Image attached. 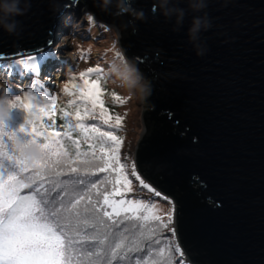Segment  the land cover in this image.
Instances as JSON below:
<instances>
[{
  "label": "water",
  "instance_id": "water-1",
  "mask_svg": "<svg viewBox=\"0 0 264 264\" xmlns=\"http://www.w3.org/2000/svg\"><path fill=\"white\" fill-rule=\"evenodd\" d=\"M76 1L20 0L16 33L0 26V58L45 49ZM88 3L106 23L127 14L121 28L112 24L120 51L153 78L142 77L151 83L136 167L174 198L175 236L186 258L264 264V0H206L202 11L189 0ZM175 9H184L180 22ZM205 13L211 26L193 41V17Z\"/></svg>",
  "mask_w": 264,
  "mask_h": 264
},
{
  "label": "snow or ice",
  "instance_id": "snow-or-ice-1",
  "mask_svg": "<svg viewBox=\"0 0 264 264\" xmlns=\"http://www.w3.org/2000/svg\"><path fill=\"white\" fill-rule=\"evenodd\" d=\"M14 55L20 58L14 59L12 64L18 65L24 73L38 75L36 61L41 55L39 49L27 52L26 55ZM8 67L11 68V65ZM103 77L104 71L101 67H89L79 73L82 83H77V77L73 75L64 84V93L76 97L67 101L71 110L60 107L57 97L50 94L38 79H33L30 86L23 89V95H12L9 92L11 109L19 108L27 113V134L31 137L27 141L37 144L43 155L39 161L33 162L22 158L12 143V137L17 135L4 131L3 121H0V264H84L85 261L88 264H100L105 257L108 264H113L117 260L130 259V253L144 252L141 240L152 241L156 231L161 228L169 229L172 223L171 211L166 214L165 222L162 217L151 215L154 204H145L140 200L110 198L113 195L122 196L124 191L130 192L132 180L126 172L127 166L121 161L123 138L117 134L124 118L112 115L105 106L102 99L104 89L101 86ZM48 79L51 80V77ZM37 87L40 88L39 94L33 91ZM111 95L115 102H127L115 92ZM58 109L59 118L63 121L60 125L56 120ZM104 126L112 130H105ZM20 131L24 132L25 129L21 127ZM76 132L83 135L89 151L81 152L80 140L75 139L72 143L76 148V158L72 159L64 140L71 139ZM97 150L100 155H97ZM81 156L85 158L80 159ZM4 161H14L12 170L5 167ZM29 172L30 175H25ZM100 173L109 175L87 184L83 179L73 181L74 186L85 185L84 192L77 193L79 198L68 203L63 201L59 193L53 196L59 184L41 191L46 175L97 176ZM112 173L116 174L114 179L110 178ZM131 175L139 180L144 188L155 191L140 179L134 165ZM38 181L41 182L40 186L34 187ZM121 184L123 188L116 187ZM108 185L112 186L111 191ZM24 189L32 191L24 193ZM155 195L161 197L159 192H155ZM38 196L40 199H37ZM105 206L110 207L111 212L107 211ZM141 209H147L149 215L138 217L139 219L155 220L159 221V224L155 228H148L147 231L145 225L137 226L139 235L126 251L123 241L116 243L114 247L105 246L107 236L102 239L98 232L101 226L107 227L103 217L112 220V224L119 227L129 217L114 220V215L120 217L121 213L139 212ZM88 229L97 231L88 232ZM169 231L175 235L174 229ZM153 243L159 244L160 240H154ZM164 251V248L159 249L161 254ZM168 251L182 255L180 247L175 244L170 245ZM151 254L152 250L149 248L143 261L139 257L136 258V264H149ZM151 264L158 262L152 260Z\"/></svg>",
  "mask_w": 264,
  "mask_h": 264
},
{
  "label": "rangeland",
  "instance_id": "rangeland-1",
  "mask_svg": "<svg viewBox=\"0 0 264 264\" xmlns=\"http://www.w3.org/2000/svg\"><path fill=\"white\" fill-rule=\"evenodd\" d=\"M90 1L77 0L73 7L67 8L66 13L60 18L61 25L56 26V31L53 33L52 39L47 47L40 50L41 55L36 61L38 75H33V77H36L44 85L46 90L58 92L61 94L59 95L60 98L69 100L76 99V97L65 94L63 89L64 84L73 75L77 77V83H82L79 80V73L81 71L89 67L97 66L103 69L109 87L127 101L126 103L120 104L119 102H115L112 96L108 100L116 109L115 115H120L124 118L122 127L117 131L118 135L123 138L120 157L122 158V162L127 166L126 172L132 180L130 192L124 191L123 196H117L115 198L111 196L110 198L114 200L123 198L126 201L140 200L144 203L153 198L152 204L155 205V208L152 210L151 215H158L166 222V214L171 211L172 223L169 225V229H174L173 218L176 208L174 201L161 194L156 187H153L146 181L139 174V170L136 167L135 152L141 140L140 138L144 133V91L150 85V82L139 76L140 85L144 88L141 91L139 86L129 88L123 85L118 77L109 72L113 62L129 63L124 59L120 51L117 28L97 18L88 3ZM18 58L20 57L0 58V96L6 95L9 97L8 91L11 89L9 87H12V91L10 92L12 95L21 94L23 89L30 85L31 80L29 79V75L32 74L24 73L18 65L12 64V61ZM9 65H11V68L8 67ZM13 68H18V72L16 75L13 74L14 76L11 72ZM136 73L139 75L137 71ZM48 77H51V80ZM97 111L99 110L97 109ZM4 126L5 124H3ZM105 130L112 129H107L105 126ZM132 165L135 166V171L140 179L155 191H149L148 188H144L140 184V181L131 175ZM112 174V178H114L116 174ZM116 187L123 188V185H117ZM108 188L110 189L111 185H108ZM155 192H159L161 197H166L167 199L157 197ZM129 195L132 196L130 199L128 198ZM108 208V211L111 212L112 209L110 207ZM127 213L131 214L136 212L129 211ZM169 229L168 232L172 244L180 247L176 236H173ZM182 256H185L184 252Z\"/></svg>",
  "mask_w": 264,
  "mask_h": 264
},
{
  "label": "trees",
  "instance_id": "trees-1",
  "mask_svg": "<svg viewBox=\"0 0 264 264\" xmlns=\"http://www.w3.org/2000/svg\"><path fill=\"white\" fill-rule=\"evenodd\" d=\"M94 14L96 15L97 18L102 16L101 14H97L96 12ZM127 21H128L127 20V14L122 13V14L116 16L115 18L111 19L107 23H109L111 25L113 23L120 22L119 28H121L125 23H127ZM128 35H129V33H126V34H124V37H127ZM119 47H120V44H119ZM132 61L134 62V64L136 65V67L139 71V76L145 77V78L149 79L150 81H152L153 78L151 76L147 75V73H146V67L144 66V63L139 61V60H136V59H133ZM11 72H12V75L13 74L16 75V73L18 72V68H13L11 70ZM29 79L32 81L33 79H37V78L33 77V75H29ZM31 81H30V84H31ZM101 86L104 89V95L102 96V99L105 102V106L109 108L110 113L112 115H115L116 109H115V107H113L111 105L112 103L110 101H108L109 97L112 96L111 93H113L114 91L111 87H109V85L107 83V79L105 76L103 77V79L101 81ZM9 88H11V89H9L8 92H11L12 87H9ZM148 90L146 91V96H145L146 100L148 99L147 97H149V95L147 96V94H150ZM33 91H34V93L39 94L40 88L37 87ZM48 92L57 97V103L60 107H65L68 110H71V106H69L67 104L68 100L62 99V97L61 98L59 97V95H61L60 93L55 92V91L54 92L48 91ZM20 95H23V92H21ZM26 116H27V113L22 109H19V108L10 109L8 116L3 119V124H5L4 130H6L7 132H14L17 135V137L20 138L22 141H27L28 139H31V137L28 136V134H27L29 126L26 124ZM59 117H60V113H59V109H58L57 115H56V120H57L58 125L63 123V121H61ZM29 118H32V117H29ZM90 122L91 121H85V123H90ZM96 123H102V122L96 121ZM21 127H23L25 129L24 132L20 131ZM104 129H105V126H104ZM4 139L7 142V138L5 137ZM75 139L80 140V151L81 152L89 151L88 145L84 143L83 135L80 132L73 133V136L71 139H65L64 140V144L67 147L69 157L72 159L76 158V148H75L74 144L72 143V141ZM89 143H92V141H89ZM97 155H100L98 150H97ZM84 158L85 157H83V156L80 157V159H84ZM88 158H91V157H88ZM121 161H122V158H121ZM4 165L9 170H12V168L14 167V161H4ZM74 166H78V165H74ZM30 174H31V172L26 173L25 175H30ZM106 175H109V174L108 173H100L97 176H83V175L75 176V175H71V176H59V177L46 175L43 182H42L44 187L41 189V191L43 192L44 189H51L52 187H54V184H59V187H57L56 191L53 192V196H56L57 193H59L60 196L63 198V201L65 203H68L71 200H75V199L79 198L78 195H76L77 193H83L84 192L85 185H75L74 186L73 181L78 180V179H83L85 181V184H87L89 181H95L98 178H102ZM112 177H113V174H111L110 178H112ZM114 178H112V179H114ZM146 181H148V180H146ZM148 182L153 187H156L155 184H152L150 181H148ZM40 183L41 182L38 181V183L36 185H34V187H39ZM109 190L110 191L112 190V186ZM30 191H32V190L31 189H24L23 190L24 193H28ZM93 193H95V190H93ZM113 197L115 198V197H117V195H113ZM130 197H132V196L129 195L128 198L130 199ZM94 198H95V196H94ZM169 198L171 200L174 199L171 197H169ZM37 199H40V197L38 196ZM152 200H153V198L150 199V201L146 202L145 204H149V203L152 204ZM59 202L60 201L58 200L57 206H59ZM82 204H83V202H82ZM105 208L108 211L109 208L107 206H105ZM144 215H149L147 209H141L139 212L131 213V214L130 213H122L120 217H115V215H114L113 216L114 220L123 219L125 216L129 217V219L125 220V222L123 224L119 225V227L113 225L112 220H109L108 218L103 217L107 227L105 228V227L101 226L99 228L98 232H99V235L102 239L105 238V236H107V239L105 240V246L111 245L114 247V245L116 243L123 241V243L125 245V251H126L128 247L132 246L133 241H135L139 235V229L137 226L143 224V225H145V231H147L148 228H155L159 224V221H155V220L143 221L142 219L138 218V217H143ZM87 231L93 232V231H97V230L88 229ZM157 239L160 240V243L159 244L153 243V241L157 240ZM140 242L145 248L144 252L130 253L129 254L130 259L117 260V261H114L113 264H136V258L137 257L141 258L143 261V257H145L147 255L149 248L152 250L151 257L149 258V264H151L152 260L157 261L158 264H169L170 259H171V264H193L185 256L183 257L182 255H180V253H175L174 251H172V252L168 251V247L170 245H172V242H171L170 237H169L168 229L161 228L158 231H156L155 235L153 236L152 241L141 240ZM161 248L165 249L164 253H162V254L159 252V249H161ZM181 253H183V252L181 251ZM84 264H88V262L85 261ZM100 264H108L107 257H105V259L102 260L100 262Z\"/></svg>",
  "mask_w": 264,
  "mask_h": 264
},
{
  "label": "clouds",
  "instance_id": "clouds-1",
  "mask_svg": "<svg viewBox=\"0 0 264 264\" xmlns=\"http://www.w3.org/2000/svg\"><path fill=\"white\" fill-rule=\"evenodd\" d=\"M190 8L193 11H202L206 8V0H189ZM20 0H4L0 3V26L9 34H15L19 22L14 19L17 15H23L24 10L19 6ZM177 21L180 22L184 16V9H175ZM166 16L170 15L168 12L164 13ZM138 18H143V12L136 14ZM210 20L205 13L203 16H195L192 20V25L189 28L190 39L196 41L198 34L201 30H207L210 27ZM197 55L202 56L205 54V49L200 45H196ZM109 72L119 78L123 85L129 88L139 86L141 91L144 90L143 86L140 85V77L136 73L135 68L130 64H123L113 62L109 69ZM11 109V101L8 96H0V121H3ZM12 143L17 153L29 162L39 161L42 158V149L35 143L30 141H22L18 137H12Z\"/></svg>",
  "mask_w": 264,
  "mask_h": 264
},
{
  "label": "flooded vegetation",
  "instance_id": "flooded-vegetation-1",
  "mask_svg": "<svg viewBox=\"0 0 264 264\" xmlns=\"http://www.w3.org/2000/svg\"><path fill=\"white\" fill-rule=\"evenodd\" d=\"M149 94H147V96H148ZM148 98V97H147Z\"/></svg>",
  "mask_w": 264,
  "mask_h": 264
},
{
  "label": "bare ground",
  "instance_id": "bare-ground-1",
  "mask_svg": "<svg viewBox=\"0 0 264 264\" xmlns=\"http://www.w3.org/2000/svg\"><path fill=\"white\" fill-rule=\"evenodd\" d=\"M41 52V51H40Z\"/></svg>",
  "mask_w": 264,
  "mask_h": 264
}]
</instances>
